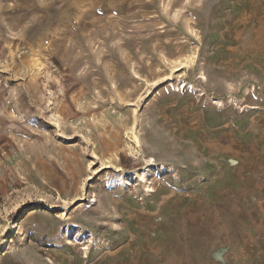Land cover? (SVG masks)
I'll return each instance as SVG.
<instances>
[{
  "label": "rangeland",
  "instance_id": "rangeland-1",
  "mask_svg": "<svg viewBox=\"0 0 264 264\" xmlns=\"http://www.w3.org/2000/svg\"><path fill=\"white\" fill-rule=\"evenodd\" d=\"M254 12L0 0V264H264V50L230 33Z\"/></svg>",
  "mask_w": 264,
  "mask_h": 264
},
{
  "label": "crops",
  "instance_id": "crops-1",
  "mask_svg": "<svg viewBox=\"0 0 264 264\" xmlns=\"http://www.w3.org/2000/svg\"><path fill=\"white\" fill-rule=\"evenodd\" d=\"M253 14H242L241 18L231 25L233 41H240V44L234 45L232 49L257 52L264 50V20L255 12ZM255 68L259 73L264 72V62L257 63Z\"/></svg>",
  "mask_w": 264,
  "mask_h": 264
},
{
  "label": "bare ground",
  "instance_id": "bare-ground-1",
  "mask_svg": "<svg viewBox=\"0 0 264 264\" xmlns=\"http://www.w3.org/2000/svg\"><path fill=\"white\" fill-rule=\"evenodd\" d=\"M135 143L137 145H139V139L137 137H135ZM131 152L136 154V155H139V150L138 149H132ZM145 162L147 163V168L145 169L144 174L140 175L137 172H133L131 174H125L126 179L128 181H130V180H137V181L141 180V181H144V182H148L149 181L150 172H152V170L156 171L157 170V166H156V163H155V159L152 156H150L149 159H147ZM94 203H95V199H92L91 202L88 205H92ZM65 228L68 229V231H67L68 235L70 234V231H69L70 229L73 230V232L76 233L77 236H81L82 235V233L79 230H76V228H78V227L74 223H71V222L67 223Z\"/></svg>",
  "mask_w": 264,
  "mask_h": 264
}]
</instances>
